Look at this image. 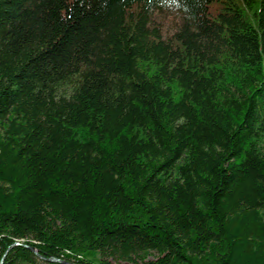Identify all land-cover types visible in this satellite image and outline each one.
<instances>
[{"label":"trees","instance_id":"16d2710c","mask_svg":"<svg viewBox=\"0 0 264 264\" xmlns=\"http://www.w3.org/2000/svg\"><path fill=\"white\" fill-rule=\"evenodd\" d=\"M16 241L264 264V0H0V261Z\"/></svg>","mask_w":264,"mask_h":264},{"label":"water","instance_id":"95a60500","mask_svg":"<svg viewBox=\"0 0 264 264\" xmlns=\"http://www.w3.org/2000/svg\"><path fill=\"white\" fill-rule=\"evenodd\" d=\"M19 245H24L28 248H30L34 253H36L41 259H45V260H48V261H51V262H58V263H61V264H79V263H75L73 261H68L66 259H62V258H57V257H54V256H51V257H45L43 255L40 254V252L38 251V249L34 246H30V245H27V244H23L21 242H14L6 251V253L3 255L1 261H0V264H3L4 263V259L7 255V253L15 246H19Z\"/></svg>","mask_w":264,"mask_h":264}]
</instances>
